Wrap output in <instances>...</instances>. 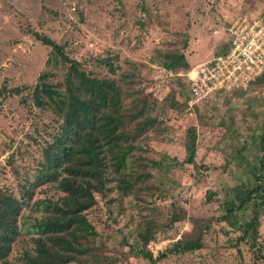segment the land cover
I'll list each match as a JSON object with an SVG mask.
<instances>
[{
  "label": "rangeland",
  "instance_id": "obj_1",
  "mask_svg": "<svg viewBox=\"0 0 264 264\" xmlns=\"http://www.w3.org/2000/svg\"><path fill=\"white\" fill-rule=\"evenodd\" d=\"M262 11L264 0H0V185L16 194L15 184L22 174H34L40 161L39 146L34 141L44 144L48 139L45 133L50 130L46 114L34 110L35 116H31L20 103L28 92L19 97L9 96L8 91L16 87L30 90L42 71L56 73L58 79L64 73L62 67L53 64L45 69L50 48L35 40L31 32H37L63 44L71 59L99 77L106 75V70L96 60L114 57L118 59L115 66L132 60L137 65L134 99L138 90H143L159 102L154 110L159 124L144 143L147 156L158 162L164 158L165 168L150 170V182L161 184L166 192L163 201L155 200L159 204L155 205L156 216L165 214L166 206L174 204L175 211L185 213V218L169 229H158L147 250L157 256L191 231L192 220L202 219L205 224L210 218H219L224 214L220 204L225 189L248 180L255 153L253 140L264 132V84H253L243 92L214 95L189 106L183 103L186 93L178 85L179 81L185 83L180 75L183 70L166 72L160 61L162 53L179 50L189 67L195 66L212 57L224 43L234 16L253 17ZM171 103L176 105L175 110L170 108ZM191 127L197 140L195 160L205 165L206 171L173 166L172 159L182 162L185 158L186 133ZM208 190L215 194L209 203ZM47 194L51 197L57 192L49 189ZM143 211L132 197L116 202L97 197L87 218L99 234L97 254L101 259L118 260L111 264H148L122 245L123 239L135 243L137 228L130 224V218L133 212ZM251 212L237 216L249 221ZM258 212L255 248L250 247V239L238 243L240 232L233 227L213 222L203 250L170 256L159 264H264V208ZM24 248L25 244H19L14 256ZM101 264H105L103 260Z\"/></svg>",
  "mask_w": 264,
  "mask_h": 264
},
{
  "label": "trees",
  "instance_id": "obj_2",
  "mask_svg": "<svg viewBox=\"0 0 264 264\" xmlns=\"http://www.w3.org/2000/svg\"><path fill=\"white\" fill-rule=\"evenodd\" d=\"M263 14L264 11L253 17ZM31 33L35 40L50 48L45 69L53 64L62 67L64 73L58 79L56 73L42 71L30 90L16 87L8 91L9 96L19 97L28 92L20 103L31 116H35L34 110L46 114L50 118V130L45 133L48 139L44 144L34 141L39 146L40 161L34 174H22V179L15 184L16 194L0 185V264H101L102 260L111 264L118 261L113 257L101 259L97 254L100 237L87 218L97 204V197L109 202L132 197L143 207V214L133 212L130 218V224L137 228L135 243L129 244L123 239L122 245L129 248L133 257L148 264L203 250L213 222L228 224L240 232L238 243L250 239V247H256L258 211L264 208V132L254 137L255 153L248 167V180L225 189V198L220 204L224 214L210 218L205 224L202 219L192 220L191 231L154 256L147 246L154 240L156 231L169 229L185 218V213L175 211L174 204L166 206L165 214L156 216L159 204H155V200L163 201L166 192L160 188L161 184L150 182L153 178L150 170L165 168L164 158L158 162L147 156L144 143L147 134L159 124L154 116L159 102L143 90H138L134 99L137 65L132 60H123L120 66L114 65V57L96 60L106 70V75L99 77L71 59L63 44L37 32ZM227 48L226 35L213 55L223 54ZM160 67L173 74L190 68L179 50L162 53ZM181 83L179 81L178 85L184 89L182 93H186L183 103L188 105L187 86ZM257 83L263 85L264 78L254 84ZM170 108L175 110L176 105L171 103ZM196 141L195 128L191 127L186 133L185 158L182 162L172 159L174 167L188 165L193 170L208 169L195 160ZM9 159L7 163L12 165V157ZM49 189L56 190L57 195L49 197ZM214 196V192L208 190L207 203L213 201ZM248 210L252 211L249 221L238 218ZM162 219L166 222L160 223ZM21 243L26 248L14 256Z\"/></svg>",
  "mask_w": 264,
  "mask_h": 264
},
{
  "label": "built area",
  "instance_id": "obj_3",
  "mask_svg": "<svg viewBox=\"0 0 264 264\" xmlns=\"http://www.w3.org/2000/svg\"><path fill=\"white\" fill-rule=\"evenodd\" d=\"M227 51L180 73L187 86L188 105L222 94L246 91L264 78V14L237 15L226 29Z\"/></svg>",
  "mask_w": 264,
  "mask_h": 264
}]
</instances>
